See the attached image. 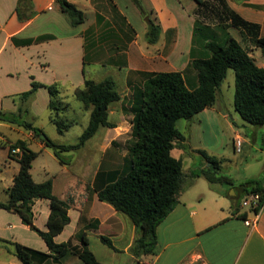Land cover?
Wrapping results in <instances>:
<instances>
[{"label":"crops","instance_id":"0c3cea01","mask_svg":"<svg viewBox=\"0 0 264 264\" xmlns=\"http://www.w3.org/2000/svg\"><path fill=\"white\" fill-rule=\"evenodd\" d=\"M17 1L0 0V112L3 113L19 111L20 95L31 88L33 81L44 85H56L60 95L70 92L74 96L75 89L83 87L85 78L99 82L89 76V67L109 72L108 79L114 81L116 88L120 87L121 101L129 96L127 99L130 103L133 92L143 83L142 73L183 72L190 69V61L193 56L203 51L206 38L217 34L219 39L223 37L222 29L218 27L219 23L209 24L207 20L211 13L216 19L223 18L217 8L218 0H207L202 4L195 0H138L140 8L132 0H67L80 10L82 1L85 3L84 8L87 11L82 10L85 20L76 27L71 26L55 0H31L32 17L21 22L15 12ZM185 1L186 8L180 9ZM222 1L243 19L258 24L260 36H264V0ZM184 9L187 14L184 13ZM142 11L148 13L151 18L143 15ZM145 16L146 25H143L141 21ZM149 20L160 27L159 39L155 44H149L147 40L144 43L139 41L141 34L146 38ZM195 21L210 27L212 31L209 34H201L199 41L194 37L193 42ZM224 25L227 26L224 30L229 35V29H235L228 26L229 21L225 20ZM235 30L242 41H249L242 38L238 29ZM41 37L46 38L37 40ZM26 40L33 42L25 44ZM149 45L157 47L149 50ZM248 49L252 51V48ZM191 77V81H194L196 75L194 77L193 73ZM40 94L46 96L44 105L50 110L49 95L44 88H39L25 102L26 105L33 111L34 103ZM7 101H10V108L4 105ZM25 106L22 108L25 109ZM197 117L199 124L205 123L207 126L201 125L195 129L191 122ZM229 117H231L229 110H224L214 103L212 107L204 109L188 120L189 128L183 132L178 129L184 135L185 141L177 143L171 155L183 161L186 174L189 175L192 170L205 166L199 150L214 156L208 152L211 146H206L202 142V134L222 137L224 133L227 134L226 129L230 128L232 135L226 136L227 139H231L233 151L235 152L234 139L237 137L241 139L239 153L243 151L246 140L231 127ZM232 121L234 122V118ZM107 129L106 140L100 147L103 158L99 161L98 173L121 170L119 165H110V161L117 157L118 151L113 149V146H116L115 140L121 134L117 131L111 132V129L116 130V127ZM223 130L226 131L223 133ZM194 133L199 136L196 142H193ZM26 136L25 141L29 147L34 142L33 136L31 132ZM36 145L42 150L46 148L41 142ZM187 151L198 156L192 158ZM254 152L259 156L255 160V167L243 174L238 182L224 172L232 180L233 185L225 182L210 184L203 177L190 180V184L180 194L178 204L157 228L155 254L141 256L139 259L132 256L134 263L264 264V209L259 213L258 221L253 228L246 226L244 221L252 219V214L248 207L242 206L245 195L240 187L241 183L251 179H263L264 186V149L257 148ZM126 157L128 154L121 157L123 162ZM52 182L54 195L70 202L68 209L70 222L54 238L56 243L60 240H62L60 243L65 242L66 239L62 237L66 232L68 241L75 239L81 232L86 233L87 238L89 233L93 232L98 237H111L114 241L122 243L123 251L130 250L136 238L135 226L128 217H124L126 215L115 211L110 205L104 202L97 204L98 198L92 184L85 186L89 193L85 198H81L82 194L77 197L73 191V187L76 188L75 184L72 186L70 183L63 191L55 194V183L53 180ZM95 207L101 208L102 215L95 214ZM32 210L34 225L45 231L49 215L48 201L44 199L35 201ZM71 210L77 213L76 228L73 231L69 230L74 223ZM38 214L41 224L36 220ZM9 215L16 214L0 209V217ZM14 220L15 224H0V264H22L15 257L11 244H22L21 240L6 233L14 228H20L25 232L32 230L22 224L19 216ZM74 245H78L76 239ZM62 260L44 264H61Z\"/></svg>","mask_w":264,"mask_h":264},{"label":"trees","instance_id":"16d2710c","mask_svg":"<svg viewBox=\"0 0 264 264\" xmlns=\"http://www.w3.org/2000/svg\"><path fill=\"white\" fill-rule=\"evenodd\" d=\"M196 1V0H195ZM198 4L202 2L196 1ZM60 11L66 16L71 26L81 25L85 14L67 0H55ZM218 11L221 13L218 27L223 37L219 39L211 35L204 40L203 51L193 56L189 68L195 71L196 80L190 82L187 70L183 72H146L142 73L143 83L132 94V100L125 112L132 115L130 121V145L128 157L124 158L117 177L102 188L94 189L99 201L110 205L115 211L126 215L136 229V238L130 247L132 256L154 255L157 246V228L167 218L179 202L180 194L197 177L205 178L210 184L229 183L232 180L223 172L225 159L208 155L199 150L205 166L192 170L189 175L184 172L183 161L171 155L177 143L185 141L184 135L176 127L179 119L191 120L196 114L210 108L215 103L220 87L229 69L234 72L233 105L241 119L253 126L264 125V67H260L250 56V50L225 32L224 21L229 27L238 29L244 40L264 54V36H260V26L249 22L230 10L224 1L218 0ZM31 0H18L15 12L19 21L32 17ZM143 15H146L142 11ZM203 29L198 21L194 24L195 33ZM160 35V27L149 20L146 33L147 42L155 44ZM41 37L37 40L44 39ZM13 41L16 42L15 39ZM33 40H26L25 44ZM39 88L47 90L48 107L51 111L50 121L59 132L66 131L73 122H65L59 116L66 110L62 105L60 92L56 85H44L33 81L31 88L20 95L21 102H26ZM74 97L89 111L88 123L75 144H56L44 135L42 129L30 122H22L23 126L48 149L63 165H68L61 157L65 151H76L82 148L99 130V128H115L109 121L111 104L121 99L116 85L111 79L95 82L84 79L83 87L76 88ZM20 111V108H19ZM6 114L0 112V121H8ZM18 149V153L13 150ZM37 153L28 147L25 140H17L9 145L8 157L15 158L19 170L13 178L12 185L6 189L7 201H0V209L19 216L22 224L28 226L46 244L47 252H41L20 243H11L15 257L22 264H44L49 260L59 262L68 254L76 256L83 264H103L89 249L86 233L76 235L79 245L71 246L70 241L56 243L59 235L70 222L69 203L59 199L53 193L52 179L35 182L31 176L32 162ZM245 197L259 194V205L264 201L263 179H251L240 184ZM47 200L49 215L46 230L42 231L34 225L33 206L37 200ZM258 207L252 212H258ZM246 215H243L245 218ZM100 241L116 250L112 241L100 236Z\"/></svg>","mask_w":264,"mask_h":264},{"label":"rangeland","instance_id":"374dc122","mask_svg":"<svg viewBox=\"0 0 264 264\" xmlns=\"http://www.w3.org/2000/svg\"><path fill=\"white\" fill-rule=\"evenodd\" d=\"M133 1V0H132ZM135 4V2L133 1ZM136 5V4H135ZM180 6V9L186 8V1L183 2ZM81 10L87 11L84 6L85 3L82 1L81 3ZM137 6V5H136ZM138 7V6H137ZM184 13H186V9H184ZM146 15L149 16L148 13ZM143 17L141 23L146 25L144 22L146 17ZM209 24H216L217 22L220 23L219 19H216L213 13L210 14L209 18H207ZM202 27L203 24H200ZM212 30L210 27L203 26V29L198 30L195 33V40L199 41L201 39V34H209ZM219 32V31H217ZM215 33V32H212ZM230 35L239 41L244 47L252 48L250 51L251 56L254 58L255 63L262 67L264 66V54H262L260 49L255 48L249 41H242L238 31L235 29H229ZM223 34V32H222ZM218 36V34L216 35ZM147 40L141 34L139 41L143 42ZM157 46H150L149 50H154ZM254 47V48H253ZM94 67H89L88 72L89 76L94 78L95 80H103L104 78H110L109 72L105 70H93ZM195 77V71L189 69L187 71V78L191 81V75ZM108 76V77H106ZM196 80V78H194ZM234 72L232 69H229L227 72V76L223 81L220 87V94L215 100V104L219 105L224 108V110H229L231 117H229V124L232 125L231 127L234 130H237L243 139L246 140V144L243 145V151L241 153L234 152L232 149L231 139H227L228 136L231 137L232 129H226L227 132L223 130V136L220 135H209V134H202L203 143L206 146H211L209 151L210 154L216 156L217 158L225 159L223 163V172L227 175H231L232 178L238 182L239 178L242 177L243 174L247 173L252 167H255V160L259 158L258 154L254 151L257 148L264 149V125L263 126H253L245 123L239 114L234 109L233 105V97H234ZM194 82V81H193ZM117 91H120V87L116 88ZM126 96L124 100L121 99L118 102L111 104L109 108V121H111L115 126L116 130L111 129V132L117 131L121 135L116 138V146H113V149H116L117 157L115 156L112 161H110L111 166H120L122 168L123 161L121 157L125 154H128L129 145H130V121L132 115L130 113L125 112L129 101ZM46 96L44 94H40L37 97V101L35 106L32 109L26 105V103H21L19 101L20 111H15L14 113H5L6 118L12 122L8 121H0V201L5 202L7 201V193L6 189H8L12 183L13 178L17 174V169L19 167L18 162L15 158L8 157V148L9 145L14 143L15 141L27 140L28 131L20 126L22 122H30L35 127L42 129L45 136L51 139L56 144L62 145H70L75 144L80 135L82 134L83 130L85 129L88 119H89V111H85L82 107V104L73 96L72 93L66 92L60 95V99L62 100V105L67 104L66 110L62 115L59 116V119L69 123L73 122V125L70 126L66 131L59 132L57 127L51 123V112L48 110L44 105V100ZM132 98V97H131ZM7 108H10L11 104L10 101H7L4 104ZM26 105V106H25ZM25 106V109L22 108ZM31 106V102L29 104ZM27 111V112H25ZM232 115L234 118V122L232 121ZM198 117L193 120L192 126L196 129L199 126H205V123L199 124ZM188 120L179 119L176 122V127L183 132L188 126ZM108 131L107 128H99L98 132L86 142L84 147L80 148L76 151H65L61 153V157L68 163V165L61 164L53 155L50 149H40L36 143L40 142L37 137H32L34 142L31 143L29 148L36 152L38 155L36 159L32 162V166L30 169L31 176L35 182H42L43 180L50 178L55 183V194L60 193L64 190L65 186L69 185L70 183L76 185V188L73 187V191L75 192L76 196L82 194L81 198H85L89 193V190H85V186L87 184H92V187L95 189L102 188L105 184L112 182L118 174V170L109 171L106 173L97 172L99 161L102 160V148L105 142L106 132ZM206 132L208 130L206 129ZM205 132V133H206ZM225 135V136H224ZM197 133L193 135V142H196ZM100 145V146H99ZM213 146V147H212ZM177 151L174 152L176 155ZM187 153L191 154V151H187ZM192 158H196L198 154H191ZM200 157V156H199ZM107 161V157L105 158ZM105 165V162L104 164ZM250 172V171H249ZM74 181V182H72ZM90 186V185H89ZM92 189V188H91ZM70 204V202L68 201ZM97 204H101L102 202H98ZM70 206V205H69ZM94 212L96 215H102L103 211L100 207L94 208ZM71 216L73 217L74 223L72 224L69 230L73 231L76 228V220H77V213L71 210ZM15 217L16 215H9L0 217V224H15ZM127 217V216H124ZM128 219V218H127ZM36 220L38 224H41V220L39 214L36 216ZM38 228V227H37ZM8 236H16L19 241L21 240L22 244L41 251L46 252V246L44 241L33 231L25 232L20 228H14L9 230ZM116 250L109 249L106 245H104L99 237L91 232L88 235L89 240V249L94 253L96 258L102 262L103 264H135L134 260L132 259V254L130 251H123L122 243L118 241H114L113 238L109 237ZM9 239V237L7 238ZM62 239H66L65 242L68 241V233L62 237ZM76 239V238H75ZM73 238L70 243L71 246L75 247ZM60 240L58 243H60ZM78 242V240L76 239ZM79 245V242H78ZM48 262H53L49 260ZM60 262V261H59ZM57 263V262H55ZM60 264V263H59ZM61 264H83L76 256L68 254L63 258Z\"/></svg>","mask_w":264,"mask_h":264},{"label":"built area","instance_id":"2783aa9c","mask_svg":"<svg viewBox=\"0 0 264 264\" xmlns=\"http://www.w3.org/2000/svg\"><path fill=\"white\" fill-rule=\"evenodd\" d=\"M196 1L203 3L207 0H196ZM234 149H235V152H237V153H239L241 150V139L238 137L234 139ZM18 152H19L18 149L13 150V153H18ZM259 202H260V196H259V194H256V193L249 194L242 201V206L248 207L250 211L254 208H257V207L259 209L258 212H252L251 211L252 219L244 221V224L248 227L253 228L256 225V223L258 221L259 213L264 209V201L261 203V205H259Z\"/></svg>","mask_w":264,"mask_h":264},{"label":"water","instance_id":"95a60500","mask_svg":"<svg viewBox=\"0 0 264 264\" xmlns=\"http://www.w3.org/2000/svg\"><path fill=\"white\" fill-rule=\"evenodd\" d=\"M135 2V4L140 8V4L138 2V0H133ZM45 135H41V139H44Z\"/></svg>","mask_w":264,"mask_h":264}]
</instances>
